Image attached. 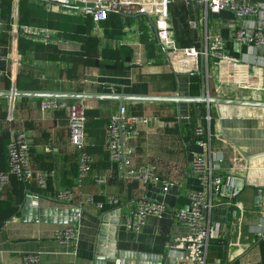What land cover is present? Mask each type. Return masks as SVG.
<instances>
[{"label":"crops","instance_id":"0c3cea01","mask_svg":"<svg viewBox=\"0 0 264 264\" xmlns=\"http://www.w3.org/2000/svg\"><path fill=\"white\" fill-rule=\"evenodd\" d=\"M74 1L71 7L43 0L30 1L52 13L53 26L34 22L38 19L35 7L28 9V21L22 22L18 1L13 14L16 23L55 31V40L43 43L28 40L22 34L13 37L12 0H0V17L4 29L9 19L11 38L8 46H0V91H12L13 85L17 91H22L17 86L22 66L34 70L35 78L44 85L38 92L192 96L188 74L197 72L175 75L167 55L169 49L157 38V14L126 17L111 11L108 15L113 17L102 21L100 29L95 30L94 25L89 27V16L83 12L95 0ZM151 1L158 4L162 0ZM176 1L169 0V3L172 6ZM181 1L191 10L186 18L190 35L197 33L198 38L192 46H182L180 42L177 46L199 48L205 44L206 36L219 35L225 41L226 54L237 62L214 63L210 59L203 70L206 93L223 99L264 102V47L240 44L233 38L236 28L252 33L257 24L264 29V0H247L257 1V12L251 16H241L228 9L206 13L204 9L188 5L186 0ZM57 14L68 15L67 21ZM193 19L199 21L197 28L190 25ZM60 25L70 26L62 30ZM67 68L79 73V78H67L63 74ZM169 73L173 78L162 77ZM41 99L16 96L13 118L9 120L10 97L0 96V114L5 108L7 110L6 119H0V169L7 168L8 142L17 130L24 129L31 145L34 172L47 176L45 189L39 187L36 177L29 182L12 177L0 194V264H24L22 256L25 254L39 255L38 264H95L104 214L120 209V216L124 217L134 211L137 200L142 197L164 203L169 210L163 219L149 215L140 231L119 224L114 236L117 249L142 256L135 260L140 264H174V253L169 251L167 244L188 229L176 223L173 210L187 207L188 192L199 188V180L191 169V161L197 154L215 157L216 172L223 177L224 184L233 175L244 177L247 183L236 198L225 193L224 184L220 192L213 195L211 222L218 230V237L210 241V262L264 264V107L68 98L72 102L81 101L100 114L97 119L87 120L86 149L92 157V170L78 188L77 152L69 141L67 113L65 110H42ZM198 103H203L205 125ZM122 105L129 114L146 119L139 123L140 134L130 139L135 149L133 166L155 164L162 177L174 182L171 190L166 192L159 186L137 180L127 181L111 160L105 146V128L111 114ZM198 127H204L207 133L198 137L195 132ZM101 177L106 180L103 184L98 181ZM63 188L75 191L73 205L57 200L56 193ZM27 190L42 208L84 206L88 209L81 211L75 225L76 245L54 238V232L65 225L22 219L19 205ZM96 195L109 205L111 196L117 197L119 202L114 208L99 209L95 203L88 202V198L94 199Z\"/></svg>","mask_w":264,"mask_h":264},{"label":"built area","instance_id":"2783aa9c","mask_svg":"<svg viewBox=\"0 0 264 264\" xmlns=\"http://www.w3.org/2000/svg\"><path fill=\"white\" fill-rule=\"evenodd\" d=\"M19 0H12V16L14 9H17ZM58 4L72 6L74 0H52ZM151 0H95L93 5L85 7L83 12L91 16L94 29L99 30L102 21L108 18L109 12L123 13L126 15L135 14H157L158 23L157 38L162 46L169 50V61L176 72H197L206 70L210 59L214 63H235L225 51V41L219 35L206 36V42L199 48H181L176 45L174 39L170 38V14L169 0H162L158 4ZM188 5H193L204 9L206 13H220L228 9L241 16H251L257 12V1L247 0H186ZM153 4V5H152ZM193 28H197L199 21H190ZM256 27L252 33L244 28H236L233 31V38L238 43L264 47V29L254 24ZM13 37L22 34L26 39L36 42L50 43L55 40L56 33L48 28L12 22ZM4 30V22L0 17V32ZM156 38V35H155ZM186 60H188V63ZM201 62V63H200ZM255 62H258L255 59ZM201 64V66H200ZM17 91L13 85L12 92ZM16 96L10 97L8 119L13 118ZM41 109L46 111L65 110L69 119V141L77 152L78 178L76 187L80 188L92 170V157L86 149V105L81 101L70 102L64 97H44L40 102ZM211 117H208L210 120ZM146 119L131 115L126 106L122 105L116 112L111 114L105 128V146L109 151L111 160L118 166L122 176L127 180H137L144 184L159 186L164 191H169L174 187V182L162 177L155 164L148 163L139 167H134L132 158L135 153L134 147L130 143L132 137L140 134L139 123ZM198 137L204 136L207 131L204 127L196 129ZM1 136V129H0ZM202 144H205L201 141ZM215 157H207L197 154L191 161V169L199 180V188L188 192L189 204L187 207L173 210V217L177 224L187 227L188 231L182 235L175 236L167 244L169 251L174 253V264H212L209 260V247L212 238L218 237V230L212 226L211 211L214 207L213 195L220 192L224 184V179L216 172ZM12 177H16L22 182H29L35 177L39 187H47V176L36 174L32 166L31 145L28 140L26 130H17L7 144V168L0 169V194L11 182ZM100 184L106 182L101 177ZM56 198L66 205H73L76 194L73 189L63 188L57 191ZM110 204H118L119 200L115 196L108 199ZM88 202L95 203L99 209L103 208V203L95 202L93 197L88 198ZM169 207L161 202H157L146 197L137 200L132 213L121 217L115 215L120 209L111 210L104 215L112 219L119 218V224L126 229L140 231L146 223L149 215L157 219H163ZM111 218V219H110ZM101 221L103 224L111 225L109 222ZM54 238L58 241L71 242L76 245L78 231L75 225H65L54 232ZM24 264H38L40 257L37 254H25L22 256Z\"/></svg>","mask_w":264,"mask_h":264},{"label":"water","instance_id":"95a60500","mask_svg":"<svg viewBox=\"0 0 264 264\" xmlns=\"http://www.w3.org/2000/svg\"><path fill=\"white\" fill-rule=\"evenodd\" d=\"M48 3L58 4L52 0H43ZM62 5V4H60ZM65 7H71L66 6ZM120 13V12H119ZM126 17H138L141 15L148 14H135L126 15L120 13ZM152 26L155 28L154 22L150 19ZM166 52V51H165ZM168 55V54H167ZM199 74L202 78V93L200 96H144V95H99V94H88V93H66L56 94L50 92H38V91H0V96L11 97V96H33V97H64V98H78V99H91V98H109L118 100H160V101H174L176 103L187 101V102H205L210 107L211 104L221 105H236V106H257L264 107L263 101L257 100H243V99H223L219 97L210 96L206 93V75L204 71H200ZM175 75L180 73L175 72ZM190 75V73L188 74ZM247 183L244 177L233 175L223 185V190L227 194H231L235 198L238 196L240 191L246 187ZM20 212L22 213V219L24 221H39L42 223H58L62 225H76L79 220V214L81 211L88 210L84 206H70V207H57V208H42L33 201L32 195L25 191V197L22 203L19 205ZM115 215H120V211H117ZM112 219L110 222L108 215L104 216L103 222H109L111 225L103 224L99 229V240L97 242L96 250V263L95 264H108L113 262L114 264H140L135 261L136 258L142 257L137 254H133L127 251H121L117 249V242L114 239L117 226L119 225V218ZM133 260V261H132Z\"/></svg>","mask_w":264,"mask_h":264},{"label":"trees","instance_id":"16d2710c","mask_svg":"<svg viewBox=\"0 0 264 264\" xmlns=\"http://www.w3.org/2000/svg\"><path fill=\"white\" fill-rule=\"evenodd\" d=\"M31 0H19V9L21 11V15L23 17L22 22H27V16H28V9L35 7L38 9V19L35 20L34 22L40 23V24H49L53 26V20L51 19V12L45 10L43 6H40L38 4L30 3ZM35 5V6H34ZM4 9H7L6 6H4ZM175 9V13H174ZM5 11V10H4ZM3 12V10H2ZM4 13V12H3ZM171 13H172V19L176 28V38L177 40L183 44V46H192L196 39L198 38L197 33H193V36L190 35V30L188 29V24L186 22V18L191 14V10L188 9L181 0L176 1L175 3L172 4L171 6ZM179 14V15H178ZM180 14L182 15V22H181V17ZM57 15H62L61 20L65 18L67 21L68 15H63V14H57ZM117 15V14H115ZM89 16V15H86ZM111 14L108 15V19H111ZM64 21V20H63ZM87 22L90 23V26H93L94 24L92 23V18L91 16L88 17ZM61 29H65V27H68L70 25H60ZM10 27V21L7 19V27L0 32V46H8L10 44V35L8 32V29ZM62 29V30H63ZM147 44V42H146ZM71 68H67L63 70V74L66 75L67 78L70 79H78L79 78V73H72ZM103 71V70H102ZM34 70L29 69L27 67H20L18 71V81H17V86L19 90L22 91H39L43 90L44 85L39 81V79L35 78L34 76ZM190 77V94L192 96H199L201 95V85H202V78L201 75L198 73H191L189 75ZM163 78H173V74H164L162 75ZM71 101V100H70ZM72 102V101H71ZM7 104L5 103L4 106ZM197 106L200 107V113L203 117L202 124H206V119L204 117V107L203 103H198L196 104ZM58 111V110H57ZM7 117V110H3V112L0 114V119H6ZM86 117L87 119H97L100 117L99 111L94 108H86ZM1 137V136H0ZM94 199L98 202H103V210H108L111 208H114L116 205L115 204H108L105 199L101 196L96 195Z\"/></svg>","mask_w":264,"mask_h":264},{"label":"rangeland","instance_id":"374dc122","mask_svg":"<svg viewBox=\"0 0 264 264\" xmlns=\"http://www.w3.org/2000/svg\"><path fill=\"white\" fill-rule=\"evenodd\" d=\"M3 1H8V0H3ZM171 4H169V7H168V10H169V14H170V22H169V24H170V29H169V34H170V38L171 39H174V41H175V43H176V45H177V42H179L178 40H177V38H176V33H177V31H176V28H175V25H174V22H173V19L171 18L172 16H171ZM174 13H175V9H174ZM179 15V14H178ZM180 17H181V22H182V15L180 14ZM13 20H15V18H14V16H13ZM180 44V43H179ZM182 46H183V44H181ZM181 47V46H180ZM42 189V188H41Z\"/></svg>","mask_w":264,"mask_h":264}]
</instances>
